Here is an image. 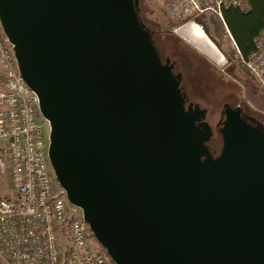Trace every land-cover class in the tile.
I'll return each mask as SVG.
<instances>
[{
    "label": "water",
    "instance_id": "obj_1",
    "mask_svg": "<svg viewBox=\"0 0 264 264\" xmlns=\"http://www.w3.org/2000/svg\"><path fill=\"white\" fill-rule=\"evenodd\" d=\"M137 4L0 0L56 183L113 264H264V132L227 109L212 157Z\"/></svg>",
    "mask_w": 264,
    "mask_h": 264
},
{
    "label": "built area",
    "instance_id": "obj_2",
    "mask_svg": "<svg viewBox=\"0 0 264 264\" xmlns=\"http://www.w3.org/2000/svg\"><path fill=\"white\" fill-rule=\"evenodd\" d=\"M228 9L246 13L249 4L169 0L166 15L175 29L212 17L234 44L223 20ZM239 61L264 91V27L253 39L252 52L239 55ZM43 120L0 25V258L6 264H113L98 244L91 246L93 236L81 211L56 183L47 157L49 126L44 120L46 133Z\"/></svg>",
    "mask_w": 264,
    "mask_h": 264
},
{
    "label": "rangeland",
    "instance_id": "obj_3",
    "mask_svg": "<svg viewBox=\"0 0 264 264\" xmlns=\"http://www.w3.org/2000/svg\"><path fill=\"white\" fill-rule=\"evenodd\" d=\"M138 17L150 30L155 32V39L163 56L175 61L181 75L180 89H184L189 98L208 110L207 121L212 128L213 137L209 146L217 153L222 148V138L217 129L218 111L222 102L233 99L236 96L237 102H242L251 113L255 114L258 120L264 125V91L259 88L256 82L243 68L239 61V55L229 38L224 26L219 20L212 17H202L197 20L207 33L218 43L222 52L228 54L231 60V67L225 80L235 82L221 83L210 71H217L208 63L204 65L192 56L186 45L180 38L174 35V24L167 18L166 7L169 0H137ZM161 37H158V34ZM236 56V57H233ZM200 69V75L197 70ZM223 74V73H222ZM45 121L43 128L46 132ZM47 133V132H46ZM45 133V135H47ZM91 246L97 244L92 237Z\"/></svg>",
    "mask_w": 264,
    "mask_h": 264
},
{
    "label": "flooded vegetation",
    "instance_id": "obj_4",
    "mask_svg": "<svg viewBox=\"0 0 264 264\" xmlns=\"http://www.w3.org/2000/svg\"><path fill=\"white\" fill-rule=\"evenodd\" d=\"M137 6H138V4H137ZM138 12L139 11L137 8V14H138ZM139 21H140V19H139ZM140 23L144 26V29L149 33L151 41H152V43H153V45H154V47L158 53V56L161 60V63L164 64L165 61L168 59L170 64L173 65V74L174 75L179 74L180 71L178 70V66H177V63L175 61L171 60L168 57H166L164 60L162 59L163 58L162 53H161L160 48L158 47L156 39H155V32L150 30L142 21H140ZM173 33H174V35L178 36L180 38V40H182L184 42L187 50L191 53L192 56L197 57V59L199 61H201L202 64L207 65L206 63H208L210 66H212V68L217 70V71H210V72L215 77H217L221 83H224V84L229 83L230 85H233L232 83H235V82H231V81L224 79V76H227L225 73H228V71L230 70V67H231L230 63H231L232 59L230 58V56L228 54H224L222 52V49L220 48V46L218 45L216 40H214L207 33V31L203 28V26L200 23H198L197 21L190 22L188 24H185L183 26L176 28L173 31ZM158 37H161L160 33L158 34ZM233 45H234V47H235L234 49L236 51L237 47H236L235 43ZM233 57H236V56H233ZM197 72H198V75H200V69H198ZM180 84H181V81H180ZM180 86L181 85H179V88H180ZM180 90H181V93L183 95H185V99H184L185 110L188 109V106L190 104H192L193 108L195 105H198L201 110H206L205 119L201 120L200 123L206 122L209 125V123L207 121L208 110L203 108L202 106H200L199 103L192 101L189 98V96L187 95V93L184 92L183 88ZM233 97H234L233 99H229L228 101L222 102V104L220 106L221 109L218 111V120L216 123L218 131L222 127L223 122L225 121V114H224L225 111L227 109H231V111L239 110V115H240L241 120H243L245 123H247L248 125H250L252 127L257 126V124H256V121H257L259 123L262 131L264 132V125L258 120L257 116L255 114L251 113L249 108L247 106H244L242 104V102H237L238 100L236 99L235 95ZM210 128H211V126H210ZM211 134H212L211 135V138H212L213 137L212 128H211ZM211 138H210V140H211ZM210 140L208 141V143H206V145H207L209 152L212 155V157L217 158L219 156L220 152L218 151V153H217L215 150L211 149V147L208 145Z\"/></svg>",
    "mask_w": 264,
    "mask_h": 264
},
{
    "label": "trees",
    "instance_id": "obj_5",
    "mask_svg": "<svg viewBox=\"0 0 264 264\" xmlns=\"http://www.w3.org/2000/svg\"><path fill=\"white\" fill-rule=\"evenodd\" d=\"M249 11L241 13L235 9L223 12L225 25L243 58L253 50V39L264 27V0H247Z\"/></svg>",
    "mask_w": 264,
    "mask_h": 264
},
{
    "label": "crops",
    "instance_id": "obj_6",
    "mask_svg": "<svg viewBox=\"0 0 264 264\" xmlns=\"http://www.w3.org/2000/svg\"><path fill=\"white\" fill-rule=\"evenodd\" d=\"M0 264H6V263L0 258Z\"/></svg>",
    "mask_w": 264,
    "mask_h": 264
}]
</instances>
